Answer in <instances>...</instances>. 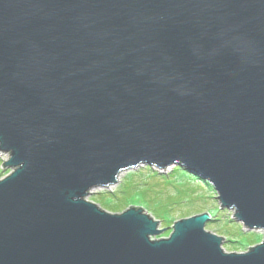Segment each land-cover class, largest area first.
<instances>
[{
  "label": "water",
  "instance_id": "obj_1",
  "mask_svg": "<svg viewBox=\"0 0 264 264\" xmlns=\"http://www.w3.org/2000/svg\"><path fill=\"white\" fill-rule=\"evenodd\" d=\"M0 151V264H264V0H0ZM142 164L261 237L86 198Z\"/></svg>",
  "mask_w": 264,
  "mask_h": 264
},
{
  "label": "rangeland",
  "instance_id": "obj_2",
  "mask_svg": "<svg viewBox=\"0 0 264 264\" xmlns=\"http://www.w3.org/2000/svg\"><path fill=\"white\" fill-rule=\"evenodd\" d=\"M8 156L0 153V177H2L3 162L8 160ZM174 166H169L165 170L157 171L153 167L140 165L135 170L126 171L120 174L118 182L107 188H96L90 191L86 197L96 201L110 212L116 211L125 206H139L144 208L154 219L160 220L161 233L157 238L167 235L177 218L184 217L203 210L214 212L218 209L219 204L212 200L210 188L207 183L201 182L200 179L185 178ZM168 177L174 182L179 180V183L184 186L181 188L196 190L200 197H193L191 203L183 202L181 205H175L171 212L170 218H165L161 215L156 216L149 209L147 203L143 200L144 192L146 197L153 198L161 197L163 201H167L173 196L176 197L175 188L167 183ZM184 189V190H185ZM153 190V191H152ZM143 193V194H144ZM152 204V203H150ZM172 206V205H171ZM234 209H219L216 212V217L213 221L206 224V229L217 233L224 238V246L226 250H248L262 235L263 230H249L242 222L233 219ZM166 220V221H165Z\"/></svg>",
  "mask_w": 264,
  "mask_h": 264
},
{
  "label": "trees",
  "instance_id": "obj_3",
  "mask_svg": "<svg viewBox=\"0 0 264 264\" xmlns=\"http://www.w3.org/2000/svg\"><path fill=\"white\" fill-rule=\"evenodd\" d=\"M176 171L178 170L180 172V174L182 176H184L185 178H189V179H200L201 182L207 183V181L203 180L201 177L199 176H195L193 173H190L188 171H186L183 167H179L176 166ZM167 183L171 184L174 188H175V195L173 194V196L171 198H169L166 202L161 200V197H156L154 196L153 198H148L146 197L147 194L142 193V196L145 197V199L143 200L146 204V206L148 205L149 209L152 211V213L156 216H163L165 218H170L171 212L173 211V209L175 208V205H185V203H191L194 198L193 197H200L199 196V192H196V190H189L188 188H181L184 185L181 183L174 180L172 181L170 177H168ZM212 190H214V187L211 184H207ZM185 189V190H184ZM153 191V190H152ZM185 202V203H183ZM152 203V204H150ZM172 205V206H171ZM221 209L220 205L218 207V209H214V212H211L213 215V220L216 217V212ZM166 221V220H165Z\"/></svg>",
  "mask_w": 264,
  "mask_h": 264
},
{
  "label": "bare ground",
  "instance_id": "obj_4",
  "mask_svg": "<svg viewBox=\"0 0 264 264\" xmlns=\"http://www.w3.org/2000/svg\"><path fill=\"white\" fill-rule=\"evenodd\" d=\"M0 153L1 154H4V155H8L6 152H3V151H0ZM10 156V155H9ZM7 158H9V157H7ZM5 163L3 162V172H2V177H5L7 174H9V172L13 169H11V168H9V167H5V165H4ZM144 165H147V167L149 166H151V165H149V164H144ZM140 166V165H139ZM139 166H136V167H133V168H129V169H126V170H122L119 174H118V176H117V182H118V179H119V176H120V174L121 173H123V172H126V171H137V170H135L136 168H138ZM162 168V169H161ZM166 169V167H160V170H165ZM1 174V173H0ZM2 177H0V178H2ZM116 182V183H117ZM97 188H106V187H97ZM93 189H96V188H93ZM93 189H91L90 191H92ZM209 213H211V212H209ZM212 214V213H211ZM210 221H213V217H211V219H210ZM208 223V222H207ZM206 223V224H207ZM208 230V229H207ZM217 234V233H216ZM219 235V234H218ZM160 238H162V237H160Z\"/></svg>",
  "mask_w": 264,
  "mask_h": 264
},
{
  "label": "built area",
  "instance_id": "obj_5",
  "mask_svg": "<svg viewBox=\"0 0 264 264\" xmlns=\"http://www.w3.org/2000/svg\"><path fill=\"white\" fill-rule=\"evenodd\" d=\"M8 154V153H7ZM6 156H8V155H6Z\"/></svg>",
  "mask_w": 264,
  "mask_h": 264
}]
</instances>
